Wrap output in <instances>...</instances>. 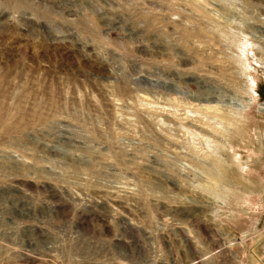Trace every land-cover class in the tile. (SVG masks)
<instances>
[{"label": "rangeland", "instance_id": "1", "mask_svg": "<svg viewBox=\"0 0 264 264\" xmlns=\"http://www.w3.org/2000/svg\"><path fill=\"white\" fill-rule=\"evenodd\" d=\"M244 172L264 0H0V264H264Z\"/></svg>", "mask_w": 264, "mask_h": 264}, {"label": "bare ground", "instance_id": "2", "mask_svg": "<svg viewBox=\"0 0 264 264\" xmlns=\"http://www.w3.org/2000/svg\"><path fill=\"white\" fill-rule=\"evenodd\" d=\"M234 121V118L232 119ZM233 123V122H231ZM226 125V123H225ZM229 125H231L229 123ZM245 129L243 128V131ZM243 136L246 137L247 134L243 133ZM237 176V180L240 184V186H243L247 191L249 192H254V191H260L261 189H263L264 185L262 183V181L260 179H250L249 176L247 175H236Z\"/></svg>", "mask_w": 264, "mask_h": 264}, {"label": "crops", "instance_id": "3", "mask_svg": "<svg viewBox=\"0 0 264 264\" xmlns=\"http://www.w3.org/2000/svg\"><path fill=\"white\" fill-rule=\"evenodd\" d=\"M241 138H245V137L242 135ZM240 175H244V176L246 175V176H247L248 174H247V172H244V174H240ZM261 181H262V180H261ZM245 190H246V189H245ZM262 190H264V187H263V189H261L260 191H262ZM246 191H247V190H246ZM248 192H249V191H248ZM250 193H253V192H250ZM249 195H250V194H249ZM248 197H249V196H247V198H248ZM259 206H260V205H259ZM259 206H258V207H259Z\"/></svg>", "mask_w": 264, "mask_h": 264}]
</instances>
